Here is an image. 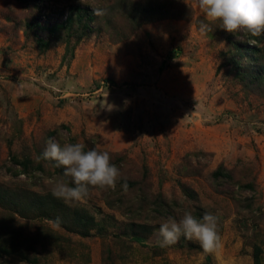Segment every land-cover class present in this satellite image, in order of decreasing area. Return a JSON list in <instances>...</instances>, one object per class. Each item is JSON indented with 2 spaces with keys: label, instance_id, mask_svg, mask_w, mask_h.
<instances>
[{
  "label": "rangeland",
  "instance_id": "rangeland-1",
  "mask_svg": "<svg viewBox=\"0 0 264 264\" xmlns=\"http://www.w3.org/2000/svg\"><path fill=\"white\" fill-rule=\"evenodd\" d=\"M22 1L0 0V222L12 218L21 242L36 239L29 254L37 262L22 260L23 245L0 261L255 264L259 248L264 264V35L226 33L218 22L202 32L207 21L194 0L36 2L30 10ZM152 2L160 8L151 10ZM77 6L93 15L94 32L40 47L36 37L47 32H30L27 23L59 24ZM97 8L105 14L95 15ZM36 9L44 16L36 18ZM49 138L107 151L121 171L116 188L138 183L151 199L176 206L175 214L130 219L105 201L109 187H92L56 210L36 203L34 194L51 193L58 180L53 162L40 158ZM14 157L33 158L49 174L12 177L3 168ZM220 168L232 180L221 179L218 190ZM123 192L126 208L131 190L112 203ZM196 207L218 215L220 248L206 253L183 236L160 247L159 225Z\"/></svg>",
  "mask_w": 264,
  "mask_h": 264
},
{
  "label": "clouds",
  "instance_id": "clouds-1",
  "mask_svg": "<svg viewBox=\"0 0 264 264\" xmlns=\"http://www.w3.org/2000/svg\"><path fill=\"white\" fill-rule=\"evenodd\" d=\"M194 6L207 21L200 25L202 32L207 31L210 24L218 22L226 33L243 31L253 37L264 35V0H194ZM94 14L101 16L105 12L97 8ZM45 144L40 158L55 162L56 167L63 168V176L71 178L70 182L58 179L53 184L51 194L57 199L80 201L90 188L115 187L121 178L120 168L112 162L107 151L86 150V146L79 142L61 144L55 138H49ZM218 221V215L211 212L196 217L191 211H185L179 220L171 218L159 225L157 242L166 248L183 236L199 242L204 252H215L221 246ZM53 223L57 227L60 225L59 219Z\"/></svg>",
  "mask_w": 264,
  "mask_h": 264
},
{
  "label": "trees",
  "instance_id": "trees-1",
  "mask_svg": "<svg viewBox=\"0 0 264 264\" xmlns=\"http://www.w3.org/2000/svg\"><path fill=\"white\" fill-rule=\"evenodd\" d=\"M65 4H71V0H23L22 2L26 5L27 9H31L33 6H35L36 2L45 6L48 3L56 2V3H63ZM75 4H78L77 2ZM161 5L157 4L156 2H152L150 9L155 11L160 8ZM75 7L72 8V10ZM71 10V11H72ZM69 12L66 20L55 24L50 27H45L40 25L39 23H33L28 22L27 28L28 31H34L39 30L43 32H47V37L43 38L41 36L36 37V43L43 48H50L55 44H59L61 42L63 43H69L73 41V39L81 40L84 38V36H88L94 32L93 28V22L94 17L91 15L88 11V9H84L82 7H76L74 11ZM35 17H42L44 16L43 10L36 9L34 11ZM225 40L229 43H231L234 47L238 45V43H235L232 36H226ZM259 79L262 83H264V74L261 73L259 75ZM57 134V132H52L51 136ZM96 149V148H95ZM13 164V167L5 166L3 169L6 171V173L10 174L12 177H27L28 179L32 180L37 179L38 175L41 174L42 176L48 175V171L45 170V167L43 164H40L36 162L33 158H24V159H18L17 157H14L11 161ZM52 166L55 169V172L53 174L54 178L56 179H64L66 182H70L69 177L63 176V168L62 167H56L55 162L52 163ZM40 176V175H39ZM41 177V176H40ZM214 181L217 182L216 189L219 190L221 187V179L223 180H232L231 174L227 170H223V168H220L218 171L214 172L213 174ZM221 180V181H220ZM121 182V181H120ZM35 185L38 183H34ZM121 185L123 186L122 189L116 188V187H109V189L105 192L104 199L107 202L110 207L116 208L118 206L119 211H121L124 216L138 220V221H145L149 222L150 220H157V217L155 216H161L164 213H167L168 215L173 216L175 214L174 209L176 206H172L168 203H165L163 199H151L148 194H146L143 189L138 188V183L132 182V181H123L121 182ZM126 185V186H125ZM121 187V186H120ZM113 188V189H112ZM244 188L252 189L253 187L251 185H248ZM105 189V188H104ZM126 190L128 193L129 190H131V194L133 193V197L131 201H129V205L125 208L122 207L126 202V197L124 195V192L120 195L119 201L116 203H112L113 200L119 196L118 194L121 193L123 190ZM35 195V202L40 204L41 206H49L53 207L54 210L60 208H64L67 205V202L57 199L53 197L51 193H47L46 195ZM184 195L189 201H193L197 199L196 193L188 187H184ZM195 203V202H194ZM66 204V205H65ZM81 212L77 211L74 215V218H79L80 221H84L85 217L81 216ZM205 213V210L202 208L196 207L192 214L196 217H202ZM87 219V216H86ZM161 219V218H160ZM21 232L22 230L20 228H16L14 226V220L12 218H8L5 220H2L0 222V236H4L2 238L3 245L0 244V256L3 255H13L17 253L18 247L20 245H23L26 250H28V253L26 256L21 257L23 261H32L37 262V259L31 256L29 254L33 247L32 243L36 239L28 241V242H21ZM81 234L83 231H80ZM84 234V233H83ZM34 236V234L32 235ZM37 237V233H36ZM261 252V249L256 248L255 254H256V263H259V253Z\"/></svg>",
  "mask_w": 264,
  "mask_h": 264
}]
</instances>
